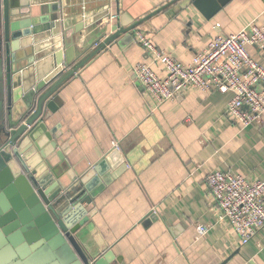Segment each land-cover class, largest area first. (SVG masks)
Wrapping results in <instances>:
<instances>
[{
  "label": "crops",
  "instance_id": "obj_1",
  "mask_svg": "<svg viewBox=\"0 0 264 264\" xmlns=\"http://www.w3.org/2000/svg\"><path fill=\"white\" fill-rule=\"evenodd\" d=\"M29 2L57 5L53 32L22 39L17 52L20 68L32 78L36 68L43 74L63 68L52 54L62 51V31L76 25L82 26L73 36L76 55L110 35L116 23L142 20L134 31L182 64L217 36L252 23L264 27L263 0H231L211 20L176 0ZM135 32L133 38L120 35L61 85L47 123L61 135L59 145L73 171L87 170L114 148L126 164L116 167L120 172L92 204L83 205L95 212L80 230L81 242L92 253L110 251L123 264H264V234L241 245L218 220L205 184L214 171L264 180V122L243 127L230 118L231 92L192 89L155 102L132 67L147 64L160 78L165 72ZM249 53L264 65V51L249 47ZM149 214L153 218L143 222ZM200 225L208 227L202 237Z\"/></svg>",
  "mask_w": 264,
  "mask_h": 264
},
{
  "label": "water",
  "instance_id": "obj_2",
  "mask_svg": "<svg viewBox=\"0 0 264 264\" xmlns=\"http://www.w3.org/2000/svg\"><path fill=\"white\" fill-rule=\"evenodd\" d=\"M176 1L211 20L231 0ZM56 6L0 0V264H123L110 251L92 253L79 235L95 212L83 205L92 204L117 176V166H126L121 152L114 148L87 170L75 172L64 160L61 135L47 123L61 85L120 35L133 38L142 20L116 23L110 35L78 55L73 36L82 26L64 29L62 51L52 55L65 71L55 67L43 74L36 68L32 78L16 55L22 39L53 32ZM148 217L153 218L149 214L143 222Z\"/></svg>",
  "mask_w": 264,
  "mask_h": 264
},
{
  "label": "built area",
  "instance_id": "obj_3",
  "mask_svg": "<svg viewBox=\"0 0 264 264\" xmlns=\"http://www.w3.org/2000/svg\"><path fill=\"white\" fill-rule=\"evenodd\" d=\"M137 40L160 63L165 77L160 78L147 64L132 67L136 80L158 104L173 100L185 91L232 93L226 113L243 127L264 122V65L250 53L249 47L264 51V27L250 24L235 34L217 36L188 64L158 51L141 31ZM209 195L216 203L218 220L226 222L241 245L257 233L264 234V180L249 181L230 172L214 171L205 178ZM208 227H197L199 237Z\"/></svg>",
  "mask_w": 264,
  "mask_h": 264
},
{
  "label": "rangeland",
  "instance_id": "obj_4",
  "mask_svg": "<svg viewBox=\"0 0 264 264\" xmlns=\"http://www.w3.org/2000/svg\"><path fill=\"white\" fill-rule=\"evenodd\" d=\"M246 28H247V27H246ZM246 28H245V29H246ZM240 31H241V30H240Z\"/></svg>",
  "mask_w": 264,
  "mask_h": 264
}]
</instances>
